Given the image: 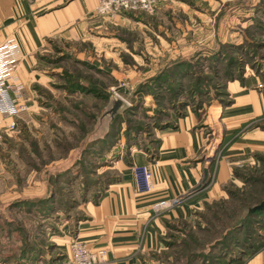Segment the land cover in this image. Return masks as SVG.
<instances>
[{"label": "rangeland", "instance_id": "1", "mask_svg": "<svg viewBox=\"0 0 264 264\" xmlns=\"http://www.w3.org/2000/svg\"><path fill=\"white\" fill-rule=\"evenodd\" d=\"M95 16L100 26L86 39L47 47L26 93L31 107L0 144V264H54L61 255L48 236L85 220V204L121 180L117 162L151 152L188 116L212 151L210 109L233 105L232 84L264 87V0H159L153 12ZM236 138L253 146L227 159L221 195L167 223L137 264H244L264 247V214L248 216L264 202V116ZM225 144L207 157L206 186Z\"/></svg>", "mask_w": 264, "mask_h": 264}, {"label": "crops", "instance_id": "2", "mask_svg": "<svg viewBox=\"0 0 264 264\" xmlns=\"http://www.w3.org/2000/svg\"><path fill=\"white\" fill-rule=\"evenodd\" d=\"M96 8L97 0H0V44L18 43L17 76L26 93L31 91L48 46L84 40L98 29L101 22L95 16ZM230 92L233 105L209 111L213 148L227 142L226 152L216 163L217 178L212 187L206 186L212 167L207 157L215 150L206 151V130L198 128L196 117L178 119L173 129L159 133V143L151 152L136 151L128 164L116 163L121 180L111 184L97 202L85 204V220L75 226L66 224L61 227V234L48 236L49 242L56 245L52 256L61 255L54 264L70 254L74 239L87 243L94 252H106L103 264H137L140 253L158 248L167 223L186 221L195 209L216 200L232 175L227 159H238L253 146L249 138L235 139V133L246 122L264 116V87L232 84ZM212 116H216L219 125L211 124ZM146 165L152 167L155 187L151 194H139L133 167ZM191 192L192 197L173 210H153L158 202ZM244 264H264V247Z\"/></svg>", "mask_w": 264, "mask_h": 264}, {"label": "built area", "instance_id": "3", "mask_svg": "<svg viewBox=\"0 0 264 264\" xmlns=\"http://www.w3.org/2000/svg\"><path fill=\"white\" fill-rule=\"evenodd\" d=\"M159 0H97L96 14L98 16H118L137 11L153 12ZM17 42L0 44V144L5 137L14 133L21 116L31 107L27 98L25 86L17 76L19 59ZM135 187L139 194H151L155 187L152 167H133ZM179 199L161 201L153 206L157 212L169 209L178 203ZM106 252H94L87 243L74 239L70 245V254L59 264H103Z\"/></svg>", "mask_w": 264, "mask_h": 264}, {"label": "trees", "instance_id": "4", "mask_svg": "<svg viewBox=\"0 0 264 264\" xmlns=\"http://www.w3.org/2000/svg\"><path fill=\"white\" fill-rule=\"evenodd\" d=\"M262 203H263V202H262ZM262 203H261V204H262ZM261 204L256 205V206L250 208V209L248 210V216L250 217V216H253V215H256V214H259V215L264 214V211H263V210H259V209H258V207H259Z\"/></svg>", "mask_w": 264, "mask_h": 264}, {"label": "water", "instance_id": "5", "mask_svg": "<svg viewBox=\"0 0 264 264\" xmlns=\"http://www.w3.org/2000/svg\"><path fill=\"white\" fill-rule=\"evenodd\" d=\"M120 103H118V105H116L114 111L117 110L118 106H119ZM259 210H263L264 211V202L258 207Z\"/></svg>", "mask_w": 264, "mask_h": 264}]
</instances>
